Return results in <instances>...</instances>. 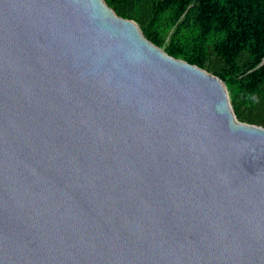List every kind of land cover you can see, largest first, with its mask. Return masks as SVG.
<instances>
[{"label":"water","instance_id":"obj_1","mask_svg":"<svg viewBox=\"0 0 264 264\" xmlns=\"http://www.w3.org/2000/svg\"><path fill=\"white\" fill-rule=\"evenodd\" d=\"M0 264H264V126L106 0H0Z\"/></svg>","mask_w":264,"mask_h":264},{"label":"trees","instance_id":"obj_2","mask_svg":"<svg viewBox=\"0 0 264 264\" xmlns=\"http://www.w3.org/2000/svg\"><path fill=\"white\" fill-rule=\"evenodd\" d=\"M175 57L220 76L242 121L264 126V0H106Z\"/></svg>","mask_w":264,"mask_h":264}]
</instances>
